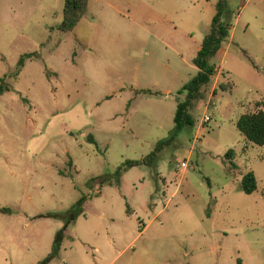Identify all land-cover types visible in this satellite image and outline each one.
Wrapping results in <instances>:
<instances>
[{
    "label": "rangeland",
    "instance_id": "rangeland-1",
    "mask_svg": "<svg viewBox=\"0 0 264 264\" xmlns=\"http://www.w3.org/2000/svg\"><path fill=\"white\" fill-rule=\"evenodd\" d=\"M64 1L0 0V264H264V144L236 128L264 109V0H227L194 125L119 176L170 135L217 0H87L67 31Z\"/></svg>",
    "mask_w": 264,
    "mask_h": 264
},
{
    "label": "trees",
    "instance_id": "trees-1",
    "mask_svg": "<svg viewBox=\"0 0 264 264\" xmlns=\"http://www.w3.org/2000/svg\"><path fill=\"white\" fill-rule=\"evenodd\" d=\"M87 7V0H65L63 6V17L60 23V29L67 31L73 28L77 21L85 14ZM233 11L230 9L227 0H217L215 3V12L212 15L209 29L204 34L199 49L196 51L192 58V63L196 66L197 72L188 81H186L180 93L184 94V99L177 102L175 113L173 116L174 127L170 135L163 140L156 143L155 148L141 159H127L120 165L116 174L119 176L123 170L141 165L150 164L156 159L158 151L163 147L170 144L175 139L176 133L182 128H190L194 125V118L191 110L195 107L196 103L205 97V88L210 84L213 74L216 70L214 61L218 49L222 46L223 41L229 35V30L232 25ZM24 56L20 60V65ZM3 82L0 83V94L6 89ZM264 108V101H262ZM236 128L238 131L250 142L263 145L264 144V109H258L254 112L242 113L236 120ZM89 140L93 141L90 137ZM233 150L227 151V156L233 155ZM239 188L245 193H251L256 189V179L252 171L245 173L239 182ZM85 200L82 198L75 207L69 212L67 221L63 228L58 231L56 240L53 245V252L49 255L52 257L59 243V239L63 234L67 223H72L75 216L81 211L80 204ZM237 264L241 261L237 259Z\"/></svg>",
    "mask_w": 264,
    "mask_h": 264
},
{
    "label": "crops",
    "instance_id": "crops-1",
    "mask_svg": "<svg viewBox=\"0 0 264 264\" xmlns=\"http://www.w3.org/2000/svg\"><path fill=\"white\" fill-rule=\"evenodd\" d=\"M206 33V32H205ZM204 33V34H205ZM204 36V35H203ZM203 38V37H202ZM202 40V39H201ZM200 44H201V42H200ZM199 47H200V45H199ZM199 47L197 46L196 48H195V53H196V51L199 49ZM220 50H222V46L218 49V51L217 52H219ZM194 57V56H193ZM192 60V59H191ZM183 253L185 254V256H186V254H187V251H183Z\"/></svg>",
    "mask_w": 264,
    "mask_h": 264
},
{
    "label": "built area",
    "instance_id": "built-area-1",
    "mask_svg": "<svg viewBox=\"0 0 264 264\" xmlns=\"http://www.w3.org/2000/svg\"><path fill=\"white\" fill-rule=\"evenodd\" d=\"M203 120H204V121L209 120V116H208V115H204Z\"/></svg>",
    "mask_w": 264,
    "mask_h": 264
}]
</instances>
